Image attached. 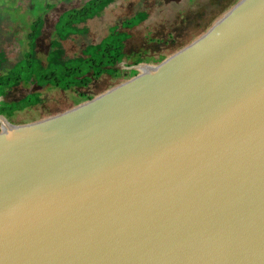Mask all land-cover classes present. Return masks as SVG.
<instances>
[{
  "label": "water",
  "instance_id": "95a60500",
  "mask_svg": "<svg viewBox=\"0 0 264 264\" xmlns=\"http://www.w3.org/2000/svg\"><path fill=\"white\" fill-rule=\"evenodd\" d=\"M124 67L55 114H0V264H264V0Z\"/></svg>",
  "mask_w": 264,
  "mask_h": 264
},
{
  "label": "rangeland",
  "instance_id": "374dc122",
  "mask_svg": "<svg viewBox=\"0 0 264 264\" xmlns=\"http://www.w3.org/2000/svg\"><path fill=\"white\" fill-rule=\"evenodd\" d=\"M87 0H0V52H5L12 65L22 56L26 35L32 22L44 19L41 36L36 40L35 52L42 64L50 49L54 25L61 13L76 8ZM237 0H114L98 17L80 24L86 33L70 36L62 42L65 56H81L88 44L99 43L113 26L129 34L124 43L125 60L114 68L122 72L117 77L104 74L84 88L61 90L50 85L21 84L8 94L7 101H16L27 94L40 93L38 105L5 116L12 124H24L55 114L78 103L84 96H94L127 79L126 65L156 63L192 41L227 11ZM55 6L47 10V5ZM144 12L147 16L132 29L122 28V22ZM27 46V45H26ZM140 61V62H139ZM8 68H11L8 67ZM133 76V75H132ZM131 77V76H130Z\"/></svg>",
  "mask_w": 264,
  "mask_h": 264
},
{
  "label": "trees",
  "instance_id": "16d2710c",
  "mask_svg": "<svg viewBox=\"0 0 264 264\" xmlns=\"http://www.w3.org/2000/svg\"><path fill=\"white\" fill-rule=\"evenodd\" d=\"M71 0H64L69 2ZM114 0H87L76 8H70L60 14L54 25L50 49L46 63L42 64L35 52L36 40L41 36L44 19L38 17L32 22L26 35V45L21 58L8 64L5 52H0V96H7L11 90L21 84H36L43 87L50 85L61 90L87 87L93 79L104 74L117 77L122 70L114 67L125 60L124 43L129 39V34L118 30L117 26L109 29L108 34L97 44H88L81 56L66 57L62 42L73 35L86 33L85 28L79 25L94 17ZM55 3L47 5V10L52 9ZM144 12H137L134 16L122 22V28L132 29L146 19ZM140 62V61H139ZM11 68H8L10 67ZM125 72V78L136 74V71ZM84 96L80 102L92 98ZM40 93L33 92L16 101L0 102V114L10 116L14 112L40 103Z\"/></svg>",
  "mask_w": 264,
  "mask_h": 264
}]
</instances>
